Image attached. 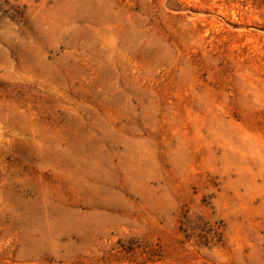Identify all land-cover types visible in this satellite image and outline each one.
I'll list each match as a JSON object with an SVG mask.
<instances>
[{
    "label": "rangeland",
    "instance_id": "1",
    "mask_svg": "<svg viewBox=\"0 0 264 264\" xmlns=\"http://www.w3.org/2000/svg\"><path fill=\"white\" fill-rule=\"evenodd\" d=\"M0 264H264V0H0Z\"/></svg>",
    "mask_w": 264,
    "mask_h": 264
}]
</instances>
